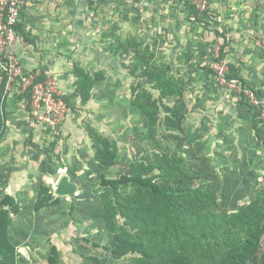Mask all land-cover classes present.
<instances>
[{"label":"rangeland","instance_id":"1","mask_svg":"<svg viewBox=\"0 0 264 264\" xmlns=\"http://www.w3.org/2000/svg\"><path fill=\"white\" fill-rule=\"evenodd\" d=\"M131 1L134 0H103L102 14L94 13L93 17L90 16L93 15L90 13V5L87 11L81 6L86 15L90 16L88 22L81 23L73 17L70 24L65 25V29L70 28L71 38L66 36L56 39L53 44L56 71L66 74L61 75L60 79L57 73L51 76L59 82L64 98L67 99L68 113L59 126L54 130L51 128L53 135L45 142L50 157L51 149L56 154L60 151L62 162L68 170L67 175L78 185L77 196L74 199L55 194L52 175L48 172L57 166L54 156L53 164H47L48 169L44 171V162L40 161L39 152L27 151L30 153L28 156L32 157L29 160L32 163L29 170L35 168L34 173L38 171L31 185L20 183L17 178L27 168L22 165L19 169L18 166H7L6 161L2 164L0 157V197L11 192L12 189L8 188L10 182L17 200L14 203L16 211L13 209L6 215L9 224L5 221L4 230L0 233V241L5 238L13 248L12 255H9V260L0 257V264H49L47 258L52 244L59 248V264H85V256L97 257L98 264H121L131 260L147 238H133L135 233L131 234V226H128V230L121 227L116 233L110 232L109 227L125 224L124 219L119 223L117 216L108 211L118 201L112 188L101 186L100 173L116 177L131 168L132 162L148 160L157 167L163 166L156 168L154 174L148 173V176L154 177L159 183H166L169 177L163 154L169 156L170 162L182 156L191 171L201 170L192 186L199 190L198 195L185 203L194 212L219 216L227 213L231 220L243 224L246 221L242 214L244 209L254 203L264 209V135L262 130L259 135L255 132V120H258V124H262V120L252 105L244 99L245 105L250 108L248 114L253 117V141L246 142L247 151L237 148L236 152L231 153L234 157L222 160L220 155L211 152L212 145L207 148L199 147L196 143L209 136L190 133L192 128L187 125L190 121L187 118L190 116L189 110L185 120V112L181 108L177 114L181 122L175 120L172 124L170 122L164 125L166 111H162L163 121L157 120L158 108L152 93L157 92L152 85L147 84L152 92L145 87L134 89L136 83L133 71L139 67H148L150 71L145 74L144 80L152 84L157 83L159 78L173 80V83L170 82L171 86L187 92L185 94L189 98L188 75L181 72V78L172 70L176 43L180 40L188 46L183 51L178 49L185 56L190 52L196 53L201 41L199 38L209 36L214 57L216 46L221 41L215 39V36L212 39V35L208 34L212 21H208L209 27L206 29L194 23H185L183 28L190 32H184L183 39L176 38L177 32H172L174 36L170 33L168 35L161 24L162 20L170 16V11L160 12H164L162 8L167 2L174 1L177 4L183 0H137L142 4L151 1L157 3L156 8L152 4L151 14L146 19L142 16L131 18ZM171 7L174 6H168L167 9L175 11ZM201 12L214 17L223 14L209 0L206 9ZM185 16L195 18L190 10L185 12ZM218 35L225 36L223 32ZM69 44H72V49ZM233 74L232 70L228 71V76ZM69 75L74 76V79ZM20 96L22 95L18 94L19 106L26 109ZM239 98L241 101V95ZM141 104L147 106L146 111L141 109ZM162 106L160 110L164 109ZM31 138L34 136L29 134L22 141L33 142ZM105 141L115 145L105 150ZM61 143L66 146V150L62 149ZM57 146L59 148L56 151ZM12 159L6 160L14 164ZM26 190L31 192L30 195ZM135 191L136 187L131 185L121 186L119 201L131 199V194ZM72 204L75 205V211L70 213ZM262 227L264 222L261 227H254V235L261 236V239L250 241L248 249L254 250V253L247 258L246 264H258L261 260L260 252L264 249ZM199 232L200 228L194 231L195 234ZM190 242L189 239L188 243ZM210 242L214 243V240L210 238ZM116 244L121 256L117 258L114 255L115 258L112 259L108 248H113ZM200 252L204 259L196 264H223L234 254L232 247L224 245L213 248V261Z\"/></svg>","mask_w":264,"mask_h":264},{"label":"crops","instance_id":"2","mask_svg":"<svg viewBox=\"0 0 264 264\" xmlns=\"http://www.w3.org/2000/svg\"><path fill=\"white\" fill-rule=\"evenodd\" d=\"M210 1L212 6L223 12V14L214 17L200 12V16L196 20H194V17L188 16L189 18H187L185 16V12L189 11L185 5V0L177 4L174 1L167 2V5L162 8L164 12H160L170 11L171 13H169L170 16L161 21L165 33H170L172 36V32H177L175 37L183 39V33L190 32L183 28L185 23H194L198 27L204 26L206 29V27H209L208 21H212L210 22L211 30L208 31V34L212 35V39H216L218 34L222 32L228 38L229 49L226 51V55L229 61V70H232L238 77L237 80L245 83V86L263 93L264 0ZM152 4L155 8L157 7V3L152 1L146 4H142L137 0L131 1V18L137 16H142L143 19L148 18L151 14ZM89 5L92 10L90 13L93 14L90 15L91 17L94 16V13L102 14L103 0H24L21 7L19 30L25 36L26 44L18 45L17 52L25 71L35 72L40 70L42 74L47 73L45 74L47 76L57 73L58 79L61 75L66 74V72L58 73L56 71L53 44H55L56 39L65 38L66 36L71 38L70 28L65 29V25H69L73 17L79 19L81 23L88 22L90 16L86 15V11ZM171 5L174 6L171 8L172 10L175 8V11L167 9ZM199 39L201 41L198 44L199 48L196 53L190 52L185 56L180 54L179 50L183 51L188 46L178 40L172 70L177 72V75L181 78V72L188 75L187 79L190 83V91L188 92L190 96L187 98L185 94L187 92L184 91L183 94L190 111V116L187 117L190 120L187 121V125L192 128L190 133L209 136L196 143L199 147L209 148L208 146L212 145L211 152L220 155L222 160H229L234 157L231 153L236 152L237 148L243 151L248 150V143L246 142L253 141L255 136L253 122L251 121L253 117L248 114L250 108L239 100V94L217 83L213 70L210 68V63L214 58L211 48L212 43L209 36ZM69 45L72 49V44ZM71 78L74 79V76ZM66 85L64 86L66 87ZM18 100V94L14 92L6 95L4 100H1L0 108L1 115L4 118V126L0 136V157L2 164L6 161L8 162L7 166H18L19 169L22 165V167L27 168L24 171L25 173L17 178L20 183L31 185L35 181L34 178L38 171L36 170L34 173L35 168L29 170L32 165L29 160L32 157L28 156L30 153H27V151L39 152L38 157L41 162H44L43 165L45 163L53 164L52 159L54 156L57 160L55 170L65 165L62 162L63 158L60 151H57L59 146L55 149L57 154L51 149V157L48 155L49 150L46 148L48 145L45 141L51 139L53 135L51 128L44 124L35 123L29 111L19 106L20 100ZM60 133L64 135L63 132ZM29 134L34 136V138H31L33 142L28 140L25 143L26 136ZM49 134L51 135L49 136ZM28 144L31 146H27ZM32 145L36 146L33 147ZM61 146H63L62 143ZM62 149L66 150L67 148L63 146ZM42 156L45 157L42 158ZM6 159H12L15 163H9L10 161ZM28 170L29 172H27ZM8 188L12 189L11 193L13 194L14 187L10 182ZM26 193L31 192L26 190Z\"/></svg>","mask_w":264,"mask_h":264},{"label":"trees","instance_id":"3","mask_svg":"<svg viewBox=\"0 0 264 264\" xmlns=\"http://www.w3.org/2000/svg\"><path fill=\"white\" fill-rule=\"evenodd\" d=\"M185 5L195 15V18L200 16L201 11L192 0H185ZM217 38L220 39L222 44L221 53L225 55L224 50L228 45L227 38L220 35ZM149 71L150 68L148 67H139L136 71H133V79L135 80L134 83H136L134 89L145 87L149 90L150 87L147 84L152 85L151 87L157 92L155 94V92L149 90L155 95L154 102L158 108L157 120L161 119L163 121L162 113L166 111L164 125L170 124V122L172 124L175 120L180 123L181 120L177 114L181 108L185 112L183 117L185 120L188 107L183 91L181 92V90L171 86V83L174 82L173 80L169 81L165 78H159L155 84L144 80L145 74ZM45 77L46 75L42 74L41 79L44 80ZM229 77L238 79L235 74L233 76L229 75ZM4 93V84H2L0 86V107L1 100H4L5 97ZM20 99L22 101H30V91L20 96ZM244 99V94H241L243 103ZM161 106L164 109L160 110ZM141 109L146 111L147 106L141 104ZM27 110L32 117L30 104L27 105ZM255 121L256 126H254V129L256 134L259 135L262 130L261 133L264 135L263 124H258V120ZM3 126L4 118L1 115L0 108V136ZM114 145L113 142L105 141L103 147L106 150L107 147ZM162 156L165 159L169 177V181L166 183H159L154 177L148 176V173L154 174L156 168L163 167H157L148 160L137 163L132 162L131 168L116 177H107L104 173H100L101 186L112 188L118 201L117 205H112L108 211L117 216L119 223L121 219H124L123 224H125V226L121 224L120 226L109 227L110 232L116 233L117 229L121 227H125V230H128V226H131V234L135 233L132 235L133 238H147V241L142 242L138 247V254L134 255L128 262L121 264H196L199 260L204 259L200 251L207 255L208 258L211 257L213 261V248L219 245H224L228 248L232 247L234 251L230 259L228 258V261L223 264H246L247 258L254 253V250L248 249L250 241L252 239L255 241L261 239V236L254 235V227L257 226L258 228L263 224L264 209L257 207L255 203L244 209L242 214L245 216L246 221L243 224H238L231 220L227 213H221V216H219L217 214L194 212L185 203L193 200L198 195L199 190L192 186L194 180L201 174V170L191 171L189 164L182 156L174 158L173 162H170L167 154ZM107 162L111 163L110 161ZM47 164L45 163L43 166L44 171L48 169ZM56 170L53 168V170L48 171L52 175L51 177H56ZM128 185L136 187V191L131 194V199L126 198L120 202L118 199L120 196L119 188ZM16 201L11 192H6L0 197V233L4 230L5 221L9 224L8 220H6V215L13 209L16 211V205L14 204ZM40 205L42 206L43 203H40ZM74 211L75 205L72 204L70 213ZM106 220L108 222V218ZM197 228H200V232L195 234L194 231ZM261 231L263 233L261 235H264V227H262ZM210 238L214 240V243L210 242ZM189 239L191 240L190 243H188ZM108 250L112 255V259L115 258L114 255L117 258L121 256L117 252V244L113 248H108ZM12 251L13 248L5 238L4 241H0L1 258L9 260ZM260 258L261 260L258 264H264V249L260 252ZM47 260L49 264H59V248L56 244H52ZM83 261L85 264H98V258L93 256H85Z\"/></svg>","mask_w":264,"mask_h":264},{"label":"built area","instance_id":"4","mask_svg":"<svg viewBox=\"0 0 264 264\" xmlns=\"http://www.w3.org/2000/svg\"><path fill=\"white\" fill-rule=\"evenodd\" d=\"M24 0H0V86L4 84V96L14 92L24 95L30 91L31 99L23 101L27 109L30 104L35 122L44 124L53 130L59 126L68 113V103L55 77L46 75L42 80L40 71L27 72L23 68L18 52V45L26 44L25 36L18 26L21 20V7ZM200 11H204L208 0H192ZM228 42V40H227ZM222 55V44L216 46L211 67L217 82L241 95L254 107L262 120L264 128V96L252 87L243 85L239 80L229 77V61ZM67 168L56 170V177H51L53 186L61 174H67Z\"/></svg>","mask_w":264,"mask_h":264},{"label":"water","instance_id":"5","mask_svg":"<svg viewBox=\"0 0 264 264\" xmlns=\"http://www.w3.org/2000/svg\"><path fill=\"white\" fill-rule=\"evenodd\" d=\"M55 194L59 196H70L76 199L78 185L73 182L69 175L61 174L54 185Z\"/></svg>","mask_w":264,"mask_h":264}]
</instances>
